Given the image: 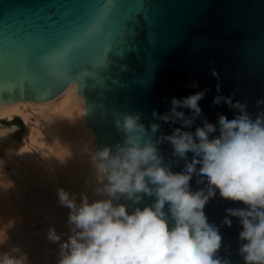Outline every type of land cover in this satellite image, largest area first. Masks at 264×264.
<instances>
[{"label": "water", "instance_id": "obj_1", "mask_svg": "<svg viewBox=\"0 0 264 264\" xmlns=\"http://www.w3.org/2000/svg\"><path fill=\"white\" fill-rule=\"evenodd\" d=\"M60 80H76L81 92H90L98 151L108 147L115 154L126 139L116 120L138 114L160 164L183 175L193 157H181L164 138L174 129L192 136L238 114L222 104L214 108L217 99L240 102L253 119L264 113L257 104L264 100V0H0V84L19 83L22 98L43 102L64 87ZM195 93L203 96L199 119L186 107L177 108L183 118H159L171 116L173 98ZM198 192L206 194L207 186L193 177L188 194ZM114 196L129 212L156 200L143 192ZM246 207L217 190L203 209L221 236L216 256L228 264H245L239 251L245 241L240 218L226 210ZM163 212L167 218V203Z\"/></svg>", "mask_w": 264, "mask_h": 264}, {"label": "clouds", "instance_id": "obj_2", "mask_svg": "<svg viewBox=\"0 0 264 264\" xmlns=\"http://www.w3.org/2000/svg\"><path fill=\"white\" fill-rule=\"evenodd\" d=\"M202 98L201 93L173 98L171 116L163 114L159 118H183L184 113L177 108L186 107L193 118L199 119L198 104ZM221 104L226 109H237L238 114L232 119H219L215 130L205 124L192 136L176 128L164 137L181 157H193L192 166L183 175L160 164L155 145L144 140L145 127L138 123V114L117 119V127L126 134L124 145L115 154H110L108 147L97 154L101 161H107L98 165L99 171L107 174L105 191L109 196L126 193L130 198L143 192L154 194L156 200L151 206L132 212L123 204L113 205L110 199L89 203L85 197L77 207L74 196L58 189L59 201L74 210L69 222L79 229L61 244L58 264H228L216 256L221 236L203 214L208 199L217 190L222 198L247 206L226 211L240 218L239 239L245 243L239 251L245 264H264V113L253 119L238 101H213L214 108ZM257 104H264V100ZM157 128V124L151 125L152 132ZM214 135L217 139L210 141ZM193 177L206 184V194H188ZM149 183L156 186L154 190L148 187ZM166 203L167 218L163 212ZM224 224L230 226L231 221L226 217ZM49 237L59 240L52 230ZM26 260V255L22 259L6 257L0 264H25Z\"/></svg>", "mask_w": 264, "mask_h": 264}, {"label": "bare ground", "instance_id": "obj_3", "mask_svg": "<svg viewBox=\"0 0 264 264\" xmlns=\"http://www.w3.org/2000/svg\"><path fill=\"white\" fill-rule=\"evenodd\" d=\"M63 84L53 94L54 98L59 95L57 98L43 102H10L4 93L11 94L17 87L21 97V85L0 84V116L16 113L34 123L20 141L13 138L14 126L0 130L12 137L0 158V220L10 224L0 226V261L6 257L21 259L18 249L28 247V261L58 264L61 244L79 231L69 222L74 210L59 201L58 189L74 196L77 207L85 197L89 203L110 199L113 205L118 204L115 196L105 191L107 174L98 168L104 162L97 155L93 131L97 122L91 115L90 92H81L76 80H60V86ZM39 213L47 220L56 217L54 222L60 226L66 223L59 240L51 239L43 230H32ZM46 242L53 243L55 249L46 247Z\"/></svg>", "mask_w": 264, "mask_h": 264}, {"label": "rangeland", "instance_id": "obj_4", "mask_svg": "<svg viewBox=\"0 0 264 264\" xmlns=\"http://www.w3.org/2000/svg\"><path fill=\"white\" fill-rule=\"evenodd\" d=\"M58 96L59 95L55 96V98H57ZM9 98H10V100H9L10 102H14V101H18V100L19 101L25 100L24 98H22V96L20 97L19 95L18 96L11 95V96H9ZM29 101H31V100H29ZM33 124L34 123L32 121H26V120L24 121V119L19 114H16V113L13 114L11 117H6L4 115L0 116V130H2V129L8 130L9 127L14 126L15 131L13 133L14 134L13 138H16L19 141L24 136H27V134L29 133L28 131H30L29 129H31V127H32L31 125H33ZM37 126L38 125H35L36 128H37ZM11 138L12 137H8V135L5 133H0V158L3 155V151L5 152L7 150V144L9 143V140ZM96 147H97V145H96ZM30 149H31V151H34L35 148H34V146H31ZM7 167H8V165H5V168H7ZM35 218H36V221L33 223V226H32L33 231L43 230L45 233L48 234L49 231L52 230L55 233V235H57V236L65 234L64 230L67 228L66 223H65L66 226L65 225L60 226V224H56L54 222L56 217L51 219V220H47L44 217V213H39ZM2 225H10V224L8 222H3V220H0V226L2 227ZM46 247L55 249V246L51 242H46ZM27 248L28 247H25L24 250L22 248H21L22 250L18 249V251H20V252H18V254L21 257V259L23 258L22 255L25 256L26 252L29 251V248L28 249ZM24 251H25V253H24ZM55 263H56V261H55ZM25 264H48V263H46L45 261H43V262L42 261L41 262H38V261L31 262L30 260L29 261L27 260V262L25 261Z\"/></svg>", "mask_w": 264, "mask_h": 264}]
</instances>
